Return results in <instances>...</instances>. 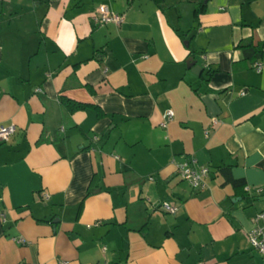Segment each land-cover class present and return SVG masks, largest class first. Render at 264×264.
<instances>
[{
	"label": "crops",
	"instance_id": "1",
	"mask_svg": "<svg viewBox=\"0 0 264 264\" xmlns=\"http://www.w3.org/2000/svg\"><path fill=\"white\" fill-rule=\"evenodd\" d=\"M101 4L121 21L96 22ZM166 5L0 0V264H264L246 235L264 212V52L257 72L236 48L264 43V0ZM189 158L209 167L200 189L171 162Z\"/></svg>",
	"mask_w": 264,
	"mask_h": 264
},
{
	"label": "built area",
	"instance_id": "2",
	"mask_svg": "<svg viewBox=\"0 0 264 264\" xmlns=\"http://www.w3.org/2000/svg\"><path fill=\"white\" fill-rule=\"evenodd\" d=\"M93 19L100 24H106L109 22L119 23L121 21V17L112 13L104 4L98 6L96 13L93 15ZM254 69L257 72L260 71V62L255 63ZM172 116V111L167 110L163 115L161 126L164 127ZM14 131L15 126L12 124L0 125V141H7ZM171 162L174 165L176 175L180 180L185 181L192 189H200L204 186V178L209 173V167L197 166L193 158H189L183 162H175L173 160ZM149 179H152V177H149ZM159 209L166 213H174L176 211L174 205L165 201L159 205ZM0 216L2 220H4V214L2 213ZM251 221L253 226L246 234L248 242L253 250L258 252L261 256H264V212L256 213ZM15 240L19 243L24 242V239L22 238H17ZM102 249L104 250L105 248L103 247ZM58 264H68V262L65 260H59Z\"/></svg>",
	"mask_w": 264,
	"mask_h": 264
},
{
	"label": "trees",
	"instance_id": "3",
	"mask_svg": "<svg viewBox=\"0 0 264 264\" xmlns=\"http://www.w3.org/2000/svg\"><path fill=\"white\" fill-rule=\"evenodd\" d=\"M152 1L156 4V6L160 10L166 11V8H167L166 1L167 0H152ZM192 2H194L193 15L195 18L198 16V14L201 11H203V1H199V2L192 1ZM236 48L240 50L243 59L250 60L251 65L254 66L255 63H257L262 58V52H264L262 51L264 50V43H262L261 41H254L253 38L243 39L237 43ZM61 102L68 112L82 110L90 106L85 103L75 102V101H72L70 99L63 98V97L61 98ZM90 107H92L95 110L96 115L98 117L103 115L102 111L97 106H90ZM219 171L225 176L226 178L225 180L229 181L234 188L244 187V182L242 180L234 179L231 177L228 167H220Z\"/></svg>",
	"mask_w": 264,
	"mask_h": 264
},
{
	"label": "water",
	"instance_id": "4",
	"mask_svg": "<svg viewBox=\"0 0 264 264\" xmlns=\"http://www.w3.org/2000/svg\"><path fill=\"white\" fill-rule=\"evenodd\" d=\"M186 65L193 73L199 74L200 73V67L194 63L192 58L187 59Z\"/></svg>",
	"mask_w": 264,
	"mask_h": 264
}]
</instances>
